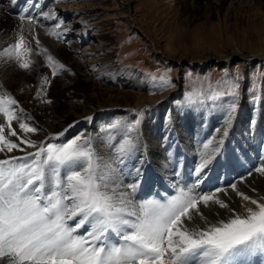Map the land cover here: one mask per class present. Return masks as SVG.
Segmentation results:
<instances>
[{"label": "snow or ice", "instance_id": "snow-or-ice-1", "mask_svg": "<svg viewBox=\"0 0 264 264\" xmlns=\"http://www.w3.org/2000/svg\"><path fill=\"white\" fill-rule=\"evenodd\" d=\"M19 19L24 21L26 16L21 14ZM27 19L29 24L35 22L30 15ZM26 43L20 35L0 55L28 69L30 61L26 57L31 49ZM48 59L52 61L51 56ZM238 88L239 84H232L226 93L232 100L223 130L216 129L219 139L212 137L203 144L197 175L209 167L223 147L239 103ZM224 95L214 93L211 99ZM14 105V99L0 98V115L6 118L8 128L18 119ZM139 123L137 120L130 125L129 131ZM19 127L24 132L36 131L27 123ZM4 131V125H0V152L19 148ZM11 135L16 136V131ZM80 139L62 146L41 147L28 154L31 161L27 156L0 160V264H238L257 251L264 252V203L241 193L245 201L255 205L246 208V215H235L206 228H190L186 221H207L201 205H228L213 195L196 196L184 191L166 203H135L131 193L138 183L124 185L131 192L119 191L122 181L115 169L104 165L107 171H101L88 147L90 142L80 144ZM23 143L36 147L27 139ZM131 150L132 141L128 139L121 152ZM256 171L264 174V166ZM136 174L142 175L139 168ZM232 188L235 190L236 185ZM73 220L75 223L70 225L68 222ZM85 225L86 233L77 234Z\"/></svg>", "mask_w": 264, "mask_h": 264}, {"label": "rangeland", "instance_id": "rangeland-1", "mask_svg": "<svg viewBox=\"0 0 264 264\" xmlns=\"http://www.w3.org/2000/svg\"><path fill=\"white\" fill-rule=\"evenodd\" d=\"M7 1L10 0H4L0 10V13L4 10L2 15L0 14L1 48L14 44L10 45L13 32L23 27L28 17L21 21L19 19L21 13H10L7 10L9 3ZM45 1L50 3L55 1L66 6L73 2L90 6L89 4L98 0H43L44 3ZM103 2L106 3L108 11H105V19L98 28L101 30L96 32L99 36L91 31L80 40L79 36H67L64 32L52 35L50 32L49 38L44 35L42 40H37L40 43V50H32L36 52V56H27L28 59L31 58L28 69L20 68L18 62L14 60L15 65L16 63L18 65L16 69L11 70L7 89L0 85V98L14 99L16 105L13 109L17 115L20 114V110L28 108L29 103H32L38 94L48 105L56 104L58 108L64 106L68 94L62 88L63 82L66 76H70L69 72L72 75L77 66L82 64L87 65L97 92L101 91L105 77L117 79L119 82L134 80L136 83H142L144 87L142 91L147 94L143 102L137 108H121L116 114L115 120L122 123L130 111L134 112L127 121L129 126L135 125L137 120L141 122L143 114L152 109L153 101L158 102L159 106L169 104L176 109L185 107L207 109L214 113L222 109L227 110L232 97L226 93L230 91L232 84H239V103L235 118L243 103L247 102L258 108L264 106V0H225L223 3L215 0H103ZM86 13L88 12L83 9L81 15H88ZM90 18L94 17L88 16L87 20ZM50 39H55L57 45L60 43V48L55 47L56 44ZM95 43H102L103 49L102 54L98 56L99 60L91 63L87 57L81 56ZM49 56L52 57V61H49ZM60 65H63V68ZM53 68L56 69V75H53ZM8 73L7 69L6 74ZM45 78L48 83H45ZM165 80L170 83H165ZM76 88L73 91L79 94L81 99L84 94L91 95L93 92L91 86L84 82ZM218 92L225 95L216 100L211 99V96ZM94 101L96 104L97 101ZM19 124L15 126L13 120L12 128H8L6 118L0 115V125H4L5 137L19 145V148L12 152L8 153L7 150L0 152V160L10 159L16 153H22L19 156L25 157V154L36 153L41 147L56 145V142L49 140L39 146L40 144L32 139L34 132H24ZM63 125L62 132L69 133V124ZM234 126L239 128L237 120ZM29 127L36 129L34 125ZM11 129L16 131L15 137L10 134ZM244 129L249 130L247 126ZM263 130L262 122L258 130L259 137ZM67 136L68 143L76 139L78 134L73 137L70 134ZM25 139L34 142L36 147L23 143ZM263 148L259 151L262 155ZM251 154L259 155L258 152ZM252 163H255V160H252ZM185 165L184 156V161L178 166V172L182 170L176 177L178 184H181L179 180L187 179V183L191 182L189 171L183 172ZM199 176L207 180L206 174L200 173ZM145 179L146 176L141 185H148ZM161 185L166 188L168 184ZM196 186L201 188L200 185ZM171 188L175 193L179 187L175 185Z\"/></svg>", "mask_w": 264, "mask_h": 264}, {"label": "bare ground", "instance_id": "bare-ground-1", "mask_svg": "<svg viewBox=\"0 0 264 264\" xmlns=\"http://www.w3.org/2000/svg\"><path fill=\"white\" fill-rule=\"evenodd\" d=\"M12 1L10 0L8 3L7 9ZM215 1L223 3L225 0ZM3 2L4 0H0V10ZM84 4L73 2L66 6L55 1L51 3L45 1L44 3L43 0H38L37 4L33 6L34 4L30 0L25 7L27 12L24 11L25 9L22 11L28 14L27 16L30 15L35 22L29 24L27 19L23 27L13 32L11 42L9 41L10 45L15 43L20 35H23L27 42L26 46L31 49L28 57H35L36 52L32 50H40V43L37 44V40H42L44 35L48 36L50 32H64L67 36H79L80 40L91 31L99 36L96 32L101 30L98 28L101 27L100 24L105 19V11H108L107 5L103 0L93 2L89 4L90 6L87 4V6H83ZM83 9L88 12L86 13L88 15H81ZM3 12L4 10L0 14L2 15ZM88 16L94 18L87 20ZM54 40L50 39V41ZM47 41L49 42V40ZM3 43L2 45H4ZM57 43L54 41L55 47L60 48L61 44L57 45ZM7 44L9 43L7 42ZM101 44L95 43L91 49H84L85 51L81 57H87L88 62L91 63L97 62L100 58L98 56L102 54L101 49L103 47H101ZM8 47H0V54ZM14 60L0 55V85L4 89L8 87L11 70L16 69V65L19 64L16 63L15 65ZM28 60H31V58ZM7 69L9 70L8 74H6ZM68 75L70 76H66L62 86L68 94L64 106L58 108L56 104L48 105L43 97L36 95L32 103H29V107L20 110V114L17 115L18 119L14 120L15 126L19 123H27L36 127L32 139L37 141L40 144L39 146L49 140L56 142L57 146H62L69 143L66 141L68 134L71 137L78 134V137L81 138L80 144H83L85 140L90 142L88 147L94 152L101 171H107L104 165H110L112 169H115V175L122 181L119 191L131 192L124 185L138 183L136 191L131 193L135 203L158 201L154 197L156 188L164 189L165 187L161 184H168L166 187L173 189L171 187L174 184V186L179 187L176 190L178 194L176 192L168 194V191L166 194L169 200L184 191L196 196L213 195L219 201L228 205L227 208H222L219 204L214 203L209 206L201 205L200 210L207 217V221L199 219L191 222L186 221L190 228L197 225L200 228H206L210 224H218L221 221L227 222L235 215H246V208H255V205H252L250 201H245L240 195L241 193L248 196L250 200L264 203V174L256 171L258 167L264 166V155L259 152L264 147V130L261 137H259L260 132L258 131L262 126V122L264 129V106L258 108L247 102L242 104V108L236 116L237 118L233 117L232 125L228 129L229 134L224 139L220 153L209 167L202 172L207 175V180H205L196 173V168L200 162V154L203 150L202 146L212 137L219 139L216 129L223 130L222 125L226 110L222 109L214 113L212 110L209 112L207 109L197 110L187 109L186 107L176 109L170 107L169 104L159 106L158 102L153 101L152 109L143 114L140 125L129 131L127 121L133 116L134 112L130 111L128 113V110V117L122 123L115 120L116 114L121 108H137L143 102L147 94L142 91L144 88L141 85L142 83H136L134 80H122L121 83L117 79L105 77L104 82H102L103 86L100 88L101 91L97 92L86 64L78 65L76 71L72 75L69 72ZM81 82L89 84L93 89V94H84L82 99L79 98V94L74 92V89ZM42 99L43 102H41ZM102 99L104 102H102ZM94 100L97 101L96 104ZM236 120L239 128L234 126ZM85 122L87 123L85 124ZM64 123L69 124V133L62 132ZM113 125L116 126L113 127ZM246 126L249 128L247 131L244 129ZM200 138L202 139L200 140ZM128 139L132 141V150L122 153L121 146ZM253 152H258L259 155L251 154ZM20 154L22 153H16L14 157H21ZM27 154H25V157L27 156L28 160L31 161L32 157ZM249 155L251 156L249 157ZM184 156L186 157V165L183 172L189 171L188 176L191 177V182L189 184V182H186L187 179L185 181L180 180L185 185H179L176 177L182 171L178 172V166L184 161ZM252 160H255V163H252ZM137 168L140 169L141 176H137ZM225 169H228V171L226 172ZM63 176L64 170L61 173L62 178ZM145 176L148 185H141ZM233 184L236 185L235 190L232 188ZM196 185H200L201 188ZM202 187L205 188L204 191ZM149 191L151 194H149ZM68 223L72 225L75 221H69ZM87 229L88 226L85 225L78 230L77 234H85ZM263 254L264 252L257 251L248 258L238 261V264H250V261L252 264L256 257L262 258Z\"/></svg>", "mask_w": 264, "mask_h": 264}]
</instances>
